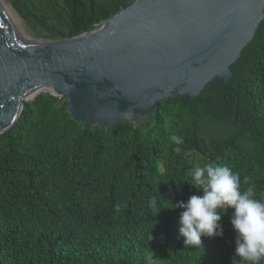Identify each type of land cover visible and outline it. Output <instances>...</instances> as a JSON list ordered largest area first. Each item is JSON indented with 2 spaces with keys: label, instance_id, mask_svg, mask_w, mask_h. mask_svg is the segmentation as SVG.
I'll list each match as a JSON object with an SVG mask.
<instances>
[{
  "label": "trees",
  "instance_id": "obj_1",
  "mask_svg": "<svg viewBox=\"0 0 264 264\" xmlns=\"http://www.w3.org/2000/svg\"><path fill=\"white\" fill-rule=\"evenodd\" d=\"M132 1L10 0L50 41L78 37ZM230 70L242 125L236 98L215 81L195 102L165 100L116 128L72 119L66 98L49 92L24 101L0 133V264H233L232 209L221 213L223 237L203 236V248L185 247L183 209H168L202 195L196 159L229 166L264 198V20ZM173 134L184 138L180 154Z\"/></svg>",
  "mask_w": 264,
  "mask_h": 264
},
{
  "label": "water",
  "instance_id": "obj_2",
  "mask_svg": "<svg viewBox=\"0 0 264 264\" xmlns=\"http://www.w3.org/2000/svg\"><path fill=\"white\" fill-rule=\"evenodd\" d=\"M263 20L264 0H133L78 37L32 42L0 12V133L42 87L72 119L116 128L165 100L195 102L212 81L234 95L242 125L230 67Z\"/></svg>",
  "mask_w": 264,
  "mask_h": 264
},
{
  "label": "clouds",
  "instance_id": "obj_3",
  "mask_svg": "<svg viewBox=\"0 0 264 264\" xmlns=\"http://www.w3.org/2000/svg\"><path fill=\"white\" fill-rule=\"evenodd\" d=\"M169 140L175 145L173 151L180 154L183 136L173 134ZM192 179V186L202 195H192L186 203L168 208L183 209L179 234L184 238L185 247H202L203 236L223 237L221 213L232 209L230 222L236 234L233 264H264V198L256 197L255 186L242 189V184L248 183L247 178L241 181L238 172L213 162L195 167ZM150 206L157 210V200H151Z\"/></svg>",
  "mask_w": 264,
  "mask_h": 264
},
{
  "label": "rangeland",
  "instance_id": "obj_4",
  "mask_svg": "<svg viewBox=\"0 0 264 264\" xmlns=\"http://www.w3.org/2000/svg\"><path fill=\"white\" fill-rule=\"evenodd\" d=\"M4 3L12 10L13 12V23L14 26L17 28V30H19L20 32H22L24 35H26L28 38H30L31 40H33L34 42H44V41H49L47 39H45V36L43 34H40L38 32H36L34 29H32L30 26L27 25V23L19 16V14L15 11V9L13 8L10 0H3ZM17 22V23H16ZM193 163V161H192ZM200 166V161L199 159H196L194 161V169L195 167Z\"/></svg>",
  "mask_w": 264,
  "mask_h": 264
},
{
  "label": "bare ground",
  "instance_id": "obj_5",
  "mask_svg": "<svg viewBox=\"0 0 264 264\" xmlns=\"http://www.w3.org/2000/svg\"><path fill=\"white\" fill-rule=\"evenodd\" d=\"M0 12L1 14L7 19V21L13 26V28L19 33V35L27 40H30L32 42H34L33 40H31L30 38H28L26 35H24L22 32H20L19 30H17V26L15 27L14 26V23H13V19H14V16H13V12L12 10L4 3L3 0H0ZM17 23V22H16ZM47 92V91H52V89L50 88H47V87H42V89L40 90L39 93L41 92ZM37 95V94H36ZM36 95L32 96L31 98L35 97Z\"/></svg>",
  "mask_w": 264,
  "mask_h": 264
},
{
  "label": "flooded vegetation",
  "instance_id": "obj_6",
  "mask_svg": "<svg viewBox=\"0 0 264 264\" xmlns=\"http://www.w3.org/2000/svg\"><path fill=\"white\" fill-rule=\"evenodd\" d=\"M226 109H227V107H226ZM238 113H239V112H238ZM243 121H246V120H243ZM260 122H261V124H263L262 120H260Z\"/></svg>",
  "mask_w": 264,
  "mask_h": 264
}]
</instances>
